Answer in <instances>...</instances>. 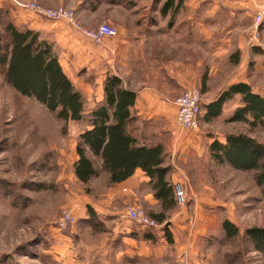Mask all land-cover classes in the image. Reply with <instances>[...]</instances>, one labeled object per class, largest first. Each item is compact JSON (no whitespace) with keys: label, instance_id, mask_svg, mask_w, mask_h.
I'll return each instance as SVG.
<instances>
[{"label":"rangeland","instance_id":"rangeland-1","mask_svg":"<svg viewBox=\"0 0 264 264\" xmlns=\"http://www.w3.org/2000/svg\"><path fill=\"white\" fill-rule=\"evenodd\" d=\"M38 1L25 0L46 9L73 11L76 25L58 20L62 26L96 28L92 18L81 20L82 5L77 2ZM13 6L12 0H0V35L3 23L8 18L11 21ZM97 12L94 8L89 16ZM67 75L85 101L80 122H64L36 100L16 93L5 81L0 66V264H130L117 254L119 246L112 240L114 220L129 209L141 210L153 220L151 214L162 211L149 181L112 185L102 161L90 153L99 175L87 184L76 177L80 135L91 128L92 113L100 105V87L105 83L103 74L79 65ZM216 89L218 93L220 87ZM239 102V97H234L223 113L210 121L204 119L203 112L199 128L182 133L186 139L191 132L203 135L201 141L196 138L200 152L193 151L195 156H175L166 132L160 140H151L152 145L164 146L172 186L184 183L188 202L185 207L176 204L163 224L155 220L159 227L156 230L125 218L134 236L143 238L145 233L154 232L151 243L165 241L155 245L161 249L160 256L138 264H264V250L245 234L250 228H264V187L256 183L253 172L219 165L209 152L212 140L225 141L230 134L244 133L264 144V127L229 121ZM158 130L154 128L151 133L155 135ZM66 214L70 221L64 227L60 222ZM224 221L238 227L239 235L227 237ZM168 226L175 233L173 242L166 234L170 232Z\"/></svg>","mask_w":264,"mask_h":264},{"label":"crops","instance_id":"crops-1","mask_svg":"<svg viewBox=\"0 0 264 264\" xmlns=\"http://www.w3.org/2000/svg\"><path fill=\"white\" fill-rule=\"evenodd\" d=\"M40 1L54 3V0ZM66 1L82 5V21L92 18L96 28L108 23L116 28L117 35L95 44L71 25L43 20L31 12L25 15L15 6L11 20L18 28L39 32L53 46L66 74L79 65L81 69L103 74L104 83L108 73L120 78L124 89L136 94L131 108L135 120L129 129L143 145H152L153 140H160L166 132L171 137L174 147L170 151L175 156L182 157L185 153L184 156H195L193 151L199 154L196 138L201 141L203 135L191 132V137L186 139L176 124L175 100L187 89L203 90L204 115L206 106L236 84H248L255 94L264 98V13H261L264 0ZM94 8L98 12L90 17ZM258 14L262 22L256 29ZM217 87H220L218 93ZM100 92L98 104L101 105L105 101L103 85ZM237 96L240 102L234 111L242 106L241 96ZM232 100L224 104L221 113ZM135 124L139 127L134 128ZM154 128L159 129L155 135L151 133ZM139 180H150L141 169L121 184ZM119 217L114 220L112 238L119 246V258L138 264L140 260L161 255L160 247L157 249L155 245H163L164 240L153 244L134 236L135 231L124 213ZM168 229L174 236L170 226Z\"/></svg>","mask_w":264,"mask_h":264},{"label":"trees","instance_id":"trees-1","mask_svg":"<svg viewBox=\"0 0 264 264\" xmlns=\"http://www.w3.org/2000/svg\"><path fill=\"white\" fill-rule=\"evenodd\" d=\"M0 66L7 84L22 97L36 100L64 122L83 120L84 98L64 72L53 46L39 32L18 28L8 18L0 35ZM104 95L105 101L92 113L91 128L80 135L75 175L84 184L99 175L89 153L102 161V169L112 185L124 183L141 169L150 179L154 198L162 208L161 213L151 217L163 224L176 205L165 148L162 144L143 145L130 132L135 120L131 108L136 94L124 89L120 78L107 76ZM237 95L241 96L242 106L229 121L246 123L251 128L264 127V98L243 83L231 86L206 106L204 118L219 116L224 104ZM209 152L219 165L253 172L256 183L264 187L263 143L244 133L230 134L224 143L215 139ZM222 227L229 238L239 235V228L229 221H224ZM148 233L143 237L146 240L153 235ZM166 234L169 242H173L171 233ZM245 234L258 249L264 250V228H250Z\"/></svg>","mask_w":264,"mask_h":264},{"label":"built area","instance_id":"built-area-1","mask_svg":"<svg viewBox=\"0 0 264 264\" xmlns=\"http://www.w3.org/2000/svg\"><path fill=\"white\" fill-rule=\"evenodd\" d=\"M12 2L17 8L27 10L37 17L44 18L46 20L67 21L76 25L74 12L66 8L64 9L62 7H58L56 9H46L40 6L37 2H25L21 0H12ZM261 13L263 14L264 12ZM261 22V14H258L255 20L256 29H258L261 25ZM76 28L83 34V36L95 44H101L106 38L115 37L118 33L116 28L108 23H102L97 28L89 30L78 27ZM255 37L257 38V33ZM203 102V95L198 89H187L175 100V104L177 106L176 124L182 131H196L199 128ZM174 195L175 202L178 207H185L187 205V186L184 183H177L174 186ZM124 217L136 225L142 228L150 229L151 231L159 228L158 223L155 220L149 219L144 212L138 209H129L124 214ZM69 221L70 217L66 214V216L61 220L60 225L65 227Z\"/></svg>","mask_w":264,"mask_h":264}]
</instances>
